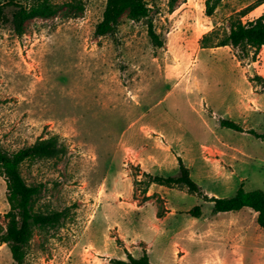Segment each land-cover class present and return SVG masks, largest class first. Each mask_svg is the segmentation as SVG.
I'll return each mask as SVG.
<instances>
[{"label": "rangeland", "instance_id": "1", "mask_svg": "<svg viewBox=\"0 0 264 264\" xmlns=\"http://www.w3.org/2000/svg\"><path fill=\"white\" fill-rule=\"evenodd\" d=\"M51 1L60 10L26 20L21 35L0 22L1 146L52 135L65 146L21 165L40 189L33 209L61 213L34 227L22 264H111L126 252L153 264H264V229L250 208L213 214L211 201L147 175H177L180 158L208 196L264 191V45L254 55L203 47L231 21L264 13V0H221L211 15L204 0H146L148 19L124 13L103 36L94 29L106 0H79L82 9ZM6 191L0 176V229ZM195 205L198 217L188 213ZM0 264H15L5 243Z\"/></svg>", "mask_w": 264, "mask_h": 264}, {"label": "trees", "instance_id": "2", "mask_svg": "<svg viewBox=\"0 0 264 264\" xmlns=\"http://www.w3.org/2000/svg\"><path fill=\"white\" fill-rule=\"evenodd\" d=\"M177 0H168L170 8H173ZM221 0H204L205 13L211 15ZM258 2L253 7L260 4ZM73 9H82L79 0H71L66 3ZM249 5L247 8H251ZM9 8L8 17L6 8ZM252 7V8H253ZM61 5L51 0H0V22L10 21L16 34L21 35L26 20L35 17H49L57 13ZM149 7L146 0H106L101 20L95 25L94 32L98 36L114 34L122 14L131 20L148 19ZM147 34L151 41L160 46L162 41L158 38L151 21L148 22ZM231 45L238 47L244 53L253 49L254 53L264 45V13L254 20L243 23L240 19L231 21L229 32L211 45L203 47ZM220 125L245 131L234 121L221 119ZM254 133L252 129L246 130ZM259 136V134H257ZM65 152V146L58 142L57 136L38 138L32 144L16 151L8 152L0 144V176L6 181V200L9 209L5 212L6 225L0 229V243H5L11 253L15 264H22L26 247L33 234L35 226H50L58 222L60 212L42 213L33 209L36 195L40 189L33 184H28L21 174V165L24 162H34L41 159L58 158ZM179 171L174 176L150 175L149 183L162 184L168 187L185 186L191 193L202 196L212 202V213L238 211L242 208H250L256 212V223L264 229V191L260 189L245 190L240 185L230 196H208L197 183L189 176V169L178 158ZM192 216L201 214L200 205H195L188 211ZM157 216L160 217L159 212ZM111 264H153L146 253L135 257L126 252L125 259H111Z\"/></svg>", "mask_w": 264, "mask_h": 264}, {"label": "crops", "instance_id": "3", "mask_svg": "<svg viewBox=\"0 0 264 264\" xmlns=\"http://www.w3.org/2000/svg\"><path fill=\"white\" fill-rule=\"evenodd\" d=\"M243 209V208H242ZM242 209H240V210H242ZM240 210H238V211H240ZM250 210H252V209H250ZM253 211V210H252ZM232 212H237V211H228V213H232ZM254 212V211H253ZM255 214H256V212H254ZM256 216V215H255ZM183 249V248H182ZM181 256H183V255H181Z\"/></svg>", "mask_w": 264, "mask_h": 264}]
</instances>
